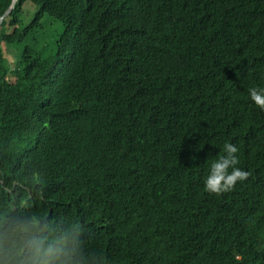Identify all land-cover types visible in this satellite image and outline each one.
I'll return each mask as SVG.
<instances>
[{
    "label": "trees",
    "instance_id": "obj_1",
    "mask_svg": "<svg viewBox=\"0 0 264 264\" xmlns=\"http://www.w3.org/2000/svg\"><path fill=\"white\" fill-rule=\"evenodd\" d=\"M254 84L264 0H17L0 24V213L73 227V264H264ZM224 141L249 175L209 193Z\"/></svg>",
    "mask_w": 264,
    "mask_h": 264
},
{
    "label": "clouds",
    "instance_id": "obj_2",
    "mask_svg": "<svg viewBox=\"0 0 264 264\" xmlns=\"http://www.w3.org/2000/svg\"><path fill=\"white\" fill-rule=\"evenodd\" d=\"M248 100L264 110V84L247 89ZM239 149L224 141L215 159L207 162L202 177L203 189L209 193L229 192L235 183L248 177L239 167ZM33 183L39 176H32ZM76 233L73 227L54 228L44 216L17 211L0 213V264H73ZM236 261L241 257L234 255Z\"/></svg>",
    "mask_w": 264,
    "mask_h": 264
},
{
    "label": "rangeland",
    "instance_id": "obj_3",
    "mask_svg": "<svg viewBox=\"0 0 264 264\" xmlns=\"http://www.w3.org/2000/svg\"><path fill=\"white\" fill-rule=\"evenodd\" d=\"M59 27L57 26V25H54V26H51V27H49V29H48V31H49V33H50V38L52 37H55L56 35H58V33H59ZM50 54V53H49Z\"/></svg>",
    "mask_w": 264,
    "mask_h": 264
},
{
    "label": "water",
    "instance_id": "obj_4",
    "mask_svg": "<svg viewBox=\"0 0 264 264\" xmlns=\"http://www.w3.org/2000/svg\"><path fill=\"white\" fill-rule=\"evenodd\" d=\"M16 2H17V0H13V3L11 5L10 9L2 17H0V24L2 23V21L4 20V18L7 17L8 14L11 12V10L15 6Z\"/></svg>",
    "mask_w": 264,
    "mask_h": 264
}]
</instances>
